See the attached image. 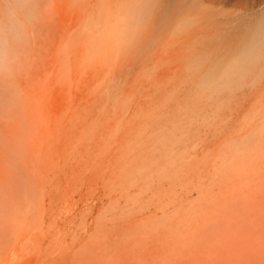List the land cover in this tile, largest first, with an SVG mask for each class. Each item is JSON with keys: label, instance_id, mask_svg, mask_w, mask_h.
Returning a JSON list of instances; mask_svg holds the SVG:
<instances>
[{"label": "rangeland", "instance_id": "374dc122", "mask_svg": "<svg viewBox=\"0 0 264 264\" xmlns=\"http://www.w3.org/2000/svg\"><path fill=\"white\" fill-rule=\"evenodd\" d=\"M118 5L73 0L71 42L63 28L53 76L30 82L66 122L72 80L74 141L43 148L39 210L26 178V264H264V54L226 74L260 14L204 11L139 52Z\"/></svg>", "mask_w": 264, "mask_h": 264}, {"label": "bare ground", "instance_id": "6f19581e", "mask_svg": "<svg viewBox=\"0 0 264 264\" xmlns=\"http://www.w3.org/2000/svg\"><path fill=\"white\" fill-rule=\"evenodd\" d=\"M99 1L109 7L119 3L118 16L123 17L124 36L131 40L129 47L139 52H156L162 48L165 38L173 39L174 35L187 33L180 25L181 20L190 16H199V20L204 11H207L206 18L211 13L214 18L239 17L246 21L259 13L256 22L253 21L254 26L249 29V38L232 46L237 57H230L226 74L231 76L249 70L264 54V0ZM72 2L0 0V264L27 262L29 219L26 220V216L30 204L25 198V181L29 179L27 189L36 195L35 204L39 210V167L46 158L43 148L62 141L63 135L64 144L69 148L73 145L72 80L64 88L68 98V110L64 113H69H66V122L63 121V114L60 115V109L56 108L55 94L58 92L60 98L62 94L54 86L34 89L33 92L29 86L33 80L40 81L48 74L53 76L52 69L59 64L57 57L61 52L63 28L71 42L73 17L66 9L68 5L72 6ZM228 5L242 6L243 11L234 14V11L230 13L222 9ZM170 50L165 51H174ZM31 72H35L34 78L29 77ZM63 129H66L65 132ZM31 165L35 166V175L30 171Z\"/></svg>", "mask_w": 264, "mask_h": 264}]
</instances>
